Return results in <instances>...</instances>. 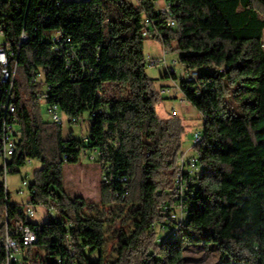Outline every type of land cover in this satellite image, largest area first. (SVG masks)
Segmentation results:
<instances>
[{
    "label": "trees",
    "instance_id": "trees-1",
    "mask_svg": "<svg viewBox=\"0 0 264 264\" xmlns=\"http://www.w3.org/2000/svg\"><path fill=\"white\" fill-rule=\"evenodd\" d=\"M166 2L169 13L155 0H0L6 39L16 45L27 34L17 58L21 136L11 172H19L25 156L38 160L30 198L59 215L34 227L37 244L28 264H58V258L61 264H186L189 245H212L219 264H264V0ZM168 17L175 27L166 25ZM57 30L77 48L69 63L46 37ZM144 32L177 54L183 70H198L195 80L178 84L202 118L203 138L193 147L201 165L197 185L185 220L162 240L156 226L170 220L182 139L155 110ZM44 85L47 103L69 122L89 115L88 134L64 138L61 123L42 120L37 94ZM82 149L98 151L104 174L113 176L101 181L94 203L69 195L63 184L64 164L77 162ZM120 175L127 179L126 197L115 179ZM4 219L10 228L36 224L10 203L0 180V233ZM107 235L115 241L108 255ZM4 255L0 243V264Z\"/></svg>",
    "mask_w": 264,
    "mask_h": 264
},
{
    "label": "built area",
    "instance_id": "built-area-1",
    "mask_svg": "<svg viewBox=\"0 0 264 264\" xmlns=\"http://www.w3.org/2000/svg\"><path fill=\"white\" fill-rule=\"evenodd\" d=\"M62 1H87V0H62ZM137 2V0H133ZM58 3V2H57ZM155 7L160 12L169 13L168 3L166 0H155ZM144 23L148 28L152 29V22L148 16H144ZM166 25L170 27H175V21L168 17L166 20ZM146 39H150V32H144ZM49 42L52 45V51L58 57H63L67 63L70 62L72 57L77 55V48L72 46L71 39L63 34L62 31H52L46 35ZM27 39V34L22 31L17 44L9 42L5 37L4 26H0V180L3 182V186L7 189L6 176L7 173L11 172V163L13 156L15 154L17 143L21 136L20 125L16 116V93L14 90L15 85V74L17 69V58L19 49L22 43ZM167 51H163V55L160 57H150L146 56V62L149 65H157L161 61L165 60L164 54ZM167 70V73H172ZM219 72H223V68L218 69ZM197 72H185L182 70L181 78L187 81L195 80V75ZM42 76L41 72L37 73V79ZM171 92L174 95H182V92L177 86L173 90L168 88H162L161 92ZM38 98H41L45 102L46 94L45 92H39L37 94ZM184 97V96H183ZM48 112L50 119L53 122L61 123L62 118L59 114L58 106L55 103H48ZM101 112V110H99ZM97 111H93L91 116H95ZM199 131H194L192 134L193 147L195 144L199 143ZM83 141L87 142L88 138L83 137ZM193 147L189 150H192ZM189 150L184 152H179L176 157V168L174 175L172 177V192L174 197H172L170 210V220H166V223L157 224L156 229L161 230V235H159L158 240H162L170 233L176 232L178 225L185 220V211H187V203L191 198V188L196 187V170L198 166H201L199 159H196V153L188 155ZM94 154H98V151H94ZM93 153H88V150L82 149L80 157L87 156L90 158H95ZM32 158L25 156V165L29 163ZM24 165V166H25ZM3 177V179H1ZM122 186V197L128 195L127 190V179L124 175H120L115 178ZM113 180L112 175L104 174L102 176V181L109 183ZM24 188H27V195L25 199L18 204V211L22 212L26 217H31L35 214L37 208H46L49 215L51 206L45 205L42 202L34 203L32 202L30 196L34 193V190L29 188V181L26 177H22L21 185L18 189L20 194L24 193ZM170 192V191H169ZM53 217H58V214L52 215ZM4 231L0 233V243L4 248V264H28L27 258L33 247L37 242H33V237H31V230L37 227V224H27L18 222L13 227H9L8 222L4 219ZM61 259H57V263L61 264Z\"/></svg>",
    "mask_w": 264,
    "mask_h": 264
},
{
    "label": "rangeland",
    "instance_id": "rangeland-1",
    "mask_svg": "<svg viewBox=\"0 0 264 264\" xmlns=\"http://www.w3.org/2000/svg\"><path fill=\"white\" fill-rule=\"evenodd\" d=\"M163 51L161 44L157 40H145L144 52L147 57H161ZM164 56L165 60L157 65L146 64L145 72L151 83L150 90L154 97L155 110L158 116L168 124L170 130H173L176 132L175 134L181 137L182 147L180 152H184L193 147L192 134L194 131L202 130V118L194 107L189 108V110L186 111L180 107V102L178 100H171L166 97L167 93H161V87L163 85H171V81L164 76V74L167 73L166 70L170 71V69H172L174 71V75L178 81L177 84H179L183 70L177 60L175 61V59H177V54L165 53ZM42 77L43 76H40L39 79L42 80ZM172 87H175V85L173 84ZM41 91H46L45 85L42 87ZM38 112L42 120L51 121L48 112V103L41 98H38ZM59 114L62 118L64 138L69 136L80 138L82 135L88 134L90 118L87 113L83 115L84 120H81L78 123L69 122L66 115L60 111ZM88 153L94 154V150H89ZM194 153H196V151L193 148L192 150H189L188 155ZM94 157L95 158H90L88 155L82 156L77 162H66L63 166V184L65 191L72 196H82L89 203H94L98 200L100 183L104 174V170L97 162V155L94 154ZM38 168H40V162L36 159H32L25 166L20 167L19 172L7 173L6 190L10 194V203L19 204L25 199L27 188H24L23 194L18 192L22 177H26L29 182H32L34 171ZM1 179H3V177H1ZM169 191L170 197H174L171 187ZM171 203L174 204V201H171ZM111 206L114 207V205ZM83 211L85 215L88 214L85 210ZM50 212L52 215L57 213L56 209L52 206ZM48 215L49 213L46 211V208H37L35 214L30 217V220L36 224H42L45 222ZM118 226L119 221L116 222V227ZM156 234L161 235V230L159 228L156 229ZM171 234L173 235V233ZM106 239L107 243L104 251L105 254L108 255L111 251L112 244L115 241L111 235H107ZM93 256L96 257L97 253H94ZM184 256L187 259L186 264H219L220 262V254L212 245L207 247L204 245H189L184 251Z\"/></svg>",
    "mask_w": 264,
    "mask_h": 264
},
{
    "label": "crops",
    "instance_id": "crops-1",
    "mask_svg": "<svg viewBox=\"0 0 264 264\" xmlns=\"http://www.w3.org/2000/svg\"><path fill=\"white\" fill-rule=\"evenodd\" d=\"M163 49V48H162ZM175 61H176V59H175ZM168 67V66H167ZM182 67V66H181ZM183 68V67H182ZM181 68V69H182ZM172 71V70H171ZM183 71H185V72H187V70H183ZM166 72H167V70H166ZM165 72V73H166ZM172 73H174V71H172ZM167 79H169L170 81H171V85H163L162 87H161V89L162 88H168V89H170V90H173L174 88H176L177 86H178V84H177V80L176 79H174V78H172L171 76H169V77H166ZM173 84L175 85V87H172L173 86ZM161 93H167V95H166V97L167 98H169V99H171V100H178L179 102H180V107H182L183 109H185L186 111H188L189 110V108H192V106L184 99V97L182 96V95H174V94H172L171 92L169 93V92H161ZM81 158V157H80ZM79 158V159H80Z\"/></svg>",
    "mask_w": 264,
    "mask_h": 264
},
{
    "label": "bare ground",
    "instance_id": "bare-ground-1",
    "mask_svg": "<svg viewBox=\"0 0 264 264\" xmlns=\"http://www.w3.org/2000/svg\"><path fill=\"white\" fill-rule=\"evenodd\" d=\"M164 50V49H163ZM165 51V50H164ZM187 72H196V71H194V70H187ZM197 75H195V77H196ZM199 137H201V131H199ZM199 141H200V139H199ZM196 159H198L197 158V156H196ZM199 170H200V168H199V166H198V170H196V174H198L199 173ZM174 233V232H173ZM31 237H33V242H36V239H37V235H36V231L35 230H31Z\"/></svg>",
    "mask_w": 264,
    "mask_h": 264
}]
</instances>
